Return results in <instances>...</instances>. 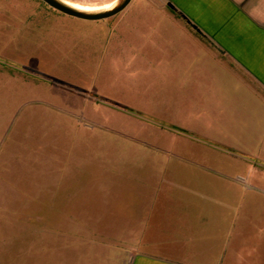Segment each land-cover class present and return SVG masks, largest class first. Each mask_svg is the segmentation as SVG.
Masks as SVG:
<instances>
[{"label": "rangeland", "instance_id": "rangeland-1", "mask_svg": "<svg viewBox=\"0 0 264 264\" xmlns=\"http://www.w3.org/2000/svg\"><path fill=\"white\" fill-rule=\"evenodd\" d=\"M61 1L98 12L118 0ZM101 23L36 0H0V264H13L14 238L28 223L15 213L28 201L13 186L28 191L33 178H111L108 189L125 197L156 177L174 182L171 191L192 207H216L195 195L208 188L241 206L240 220L262 211L257 102L215 66L140 70L152 61L115 56Z\"/></svg>", "mask_w": 264, "mask_h": 264}, {"label": "crops", "instance_id": "crops-1", "mask_svg": "<svg viewBox=\"0 0 264 264\" xmlns=\"http://www.w3.org/2000/svg\"><path fill=\"white\" fill-rule=\"evenodd\" d=\"M123 10L101 20L115 56L149 58L140 70L215 66L264 112V0H131ZM111 182L63 175L33 178L28 191L15 184L14 197L28 201L15 213L28 223L14 238L13 264H264V206L240 220L241 206L208 188L195 195L214 208L180 200L165 179L125 197Z\"/></svg>", "mask_w": 264, "mask_h": 264}, {"label": "water", "instance_id": "water-1", "mask_svg": "<svg viewBox=\"0 0 264 264\" xmlns=\"http://www.w3.org/2000/svg\"><path fill=\"white\" fill-rule=\"evenodd\" d=\"M48 6L53 8L54 10L79 19L90 20V21H98L110 18L118 13H120L131 0H118L112 8L108 10L98 11V12H84L80 10H76L66 4L61 3L58 0H43Z\"/></svg>", "mask_w": 264, "mask_h": 264}, {"label": "bare ground", "instance_id": "bare-ground-1", "mask_svg": "<svg viewBox=\"0 0 264 264\" xmlns=\"http://www.w3.org/2000/svg\"><path fill=\"white\" fill-rule=\"evenodd\" d=\"M114 4H110L108 6L103 7L101 10H108L110 8H112ZM70 7L76 9V10H80V11H84V12H94L97 9H92V8H87V7H82V6H76V5H69Z\"/></svg>", "mask_w": 264, "mask_h": 264}, {"label": "flooded vegetation", "instance_id": "flooded-vegetation-1", "mask_svg": "<svg viewBox=\"0 0 264 264\" xmlns=\"http://www.w3.org/2000/svg\"><path fill=\"white\" fill-rule=\"evenodd\" d=\"M36 1L42 3V4L45 5L46 7H48V8H50V9L54 10L53 8H51L50 6H48L43 0H36ZM58 1H60V2L63 3V4H66V5H68V6H69V5H72V4L66 3V2L61 1V0H58ZM54 11H56V10H54ZM56 12H58V11H56ZM59 13H60V12H59Z\"/></svg>", "mask_w": 264, "mask_h": 264}]
</instances>
